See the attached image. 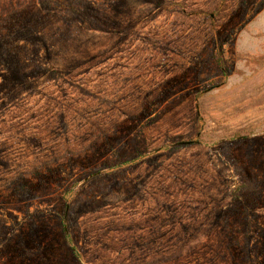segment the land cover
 <instances>
[{"label":"rangeland","instance_id":"1","mask_svg":"<svg viewBox=\"0 0 264 264\" xmlns=\"http://www.w3.org/2000/svg\"><path fill=\"white\" fill-rule=\"evenodd\" d=\"M54 1L0 0V264H264V0Z\"/></svg>","mask_w":264,"mask_h":264},{"label":"trees","instance_id":"2","mask_svg":"<svg viewBox=\"0 0 264 264\" xmlns=\"http://www.w3.org/2000/svg\"><path fill=\"white\" fill-rule=\"evenodd\" d=\"M60 2L58 0L54 1V4H59ZM68 10L75 16L76 18L80 19L81 21H84L87 18L86 13L79 7L72 6L67 4Z\"/></svg>","mask_w":264,"mask_h":264}]
</instances>
